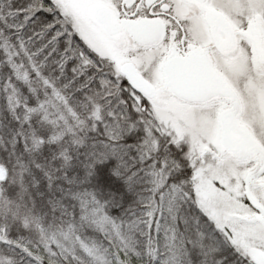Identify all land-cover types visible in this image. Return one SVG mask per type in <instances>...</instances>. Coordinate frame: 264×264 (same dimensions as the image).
Listing matches in <instances>:
<instances>
[{
    "label": "snow or ice",
    "instance_id": "snow-or-ice-1",
    "mask_svg": "<svg viewBox=\"0 0 264 264\" xmlns=\"http://www.w3.org/2000/svg\"><path fill=\"white\" fill-rule=\"evenodd\" d=\"M0 264H264V0H0Z\"/></svg>",
    "mask_w": 264,
    "mask_h": 264
}]
</instances>
